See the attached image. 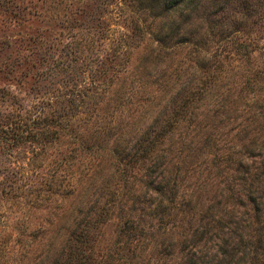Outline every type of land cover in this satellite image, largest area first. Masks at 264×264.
<instances>
[{
    "label": "rangeland",
    "instance_id": "1",
    "mask_svg": "<svg viewBox=\"0 0 264 264\" xmlns=\"http://www.w3.org/2000/svg\"><path fill=\"white\" fill-rule=\"evenodd\" d=\"M207 8L201 0L192 21L159 43L132 28L140 18L130 0H0V264H70L63 256L71 241L90 254L88 264H182L188 256L212 264L220 244L246 264L259 241L264 264V236L251 220L234 232L202 225L234 191L237 159L253 171L264 157V123L243 122L258 102L243 106L250 92L236 91L244 73L237 60L203 87L207 71L184 39ZM250 14L236 34L253 40L258 68L264 8ZM213 16L223 35L239 18ZM222 86H230L228 102ZM190 93L193 105L173 117L170 106ZM153 118L169 129L155 148L166 149L161 179L174 181L181 219L159 217V195L146 185L160 181L155 148L138 153ZM243 200L230 212H250ZM85 220V240L74 242ZM194 229L199 235L189 237Z\"/></svg>",
    "mask_w": 264,
    "mask_h": 264
},
{
    "label": "trees",
    "instance_id": "2",
    "mask_svg": "<svg viewBox=\"0 0 264 264\" xmlns=\"http://www.w3.org/2000/svg\"><path fill=\"white\" fill-rule=\"evenodd\" d=\"M201 0H130V4L133 6L134 11L137 13V17L139 16L140 20L132 21V28L138 32L148 31L156 36V40L159 43H164L167 40L171 41L172 36H176V29L180 28L179 26H183L186 23H189L191 16L194 14L198 4ZM233 0H208V8L205 11L197 14L199 18L194 19L195 22L192 24L190 29L185 35L184 39L190 41L192 43V49L197 53L195 58L201 60V67H203V71H207V78L203 81L202 86L204 84L209 85L208 80L212 78V81L220 77L223 74L225 65L229 64L232 60H237V65L241 66L242 73L241 81L238 84L237 92H250L249 102H244V105L250 106L255 105L256 102V112L254 111L251 114L245 115L243 117V122H251V120H257L261 126L264 123V66L253 67V61L251 60V52L252 49L255 48L254 44H252L253 40L251 39H243L238 36L236 33L242 29V25L244 24V20H246L251 15V11L258 12V16L263 13L264 8V0H239L238 7L236 5L231 4ZM225 11L226 13L222 12ZM238 12L239 18H232L233 28L229 30L230 35H223V28L220 27V17H228L229 14H234ZM223 13V14H222ZM222 14V15H221ZM150 16V20L146 21V17ZM231 16V15H230ZM205 22L206 30L199 34L198 33V23ZM153 23V24H152ZM244 26V25H243ZM223 29V30H222ZM236 31V32H235ZM177 32L178 29H177ZM216 36V37H215ZM220 36V37H219ZM184 39H177L182 41ZM193 40V41H192ZM229 43V44H228ZM261 47H264L261 45ZM232 52V55L229 52ZM236 65V66H237ZM236 87V85H234ZM224 91V95L222 96L225 102L230 101L231 98V90L230 86H222ZM207 88V87H206ZM202 89V88H201ZM257 92H261L262 95L256 94ZM203 90V89H202ZM199 91V90H197ZM192 92V91H191ZM191 94V95H190ZM188 95L180 96V101L176 102L174 105L170 106L169 113L176 117L177 114H180L182 110L188 105H193L194 97L193 94L190 93ZM255 94V98H253ZM241 95V93H238ZM259 95V96H258ZM155 122V125L150 127L145 131V135L140 141L139 144V155L145 157L150 155L157 145H155V140L157 138L162 137L165 134L166 124L158 123L157 118L152 119ZM247 124V123H245ZM244 132V131H243ZM246 134V132H244ZM264 141V138L261 140ZM157 152L154 156L158 158L154 161V166L159 167L158 176L160 181H155L152 183V179H148L149 181L146 183L150 187L153 192H156L158 197V203L155 206L158 209L159 217L162 215H167L168 212H172L173 215L176 216L177 219H181L182 208L176 204V194L177 187L173 183L172 180L171 185H168L167 181L170 180V177L162 180L161 178L162 170L164 169V158L166 157V149L155 148ZM118 154L121 153V150L116 151ZM130 157H128L129 159ZM229 160V159H226ZM156 161V162H155ZM245 165H242V164ZM246 162H243L241 159H237L236 166L234 167L236 170H241L242 173L237 175V180H235L236 187L233 192L227 191L223 195V204L219 207L218 212L219 215L214 216L212 210L211 213L208 214V217L203 222L205 223H214L221 230L227 229L226 232H234L236 228H241L242 225H246L248 219L251 220V228L257 230V233L264 236V157L263 161L259 160L258 164L255 165V169L251 171L249 169V165H246ZM146 169V168H145ZM258 169V170H257ZM257 170V171H256ZM149 174L153 170H148ZM147 176V169L145 170ZM171 181V180H170ZM227 189H231V187H227ZM243 194V197L248 201L250 205V212L246 210H242V214L238 216L234 215L233 212H230L232 208L229 205H235L236 203L244 205L245 201L243 197L239 194ZM216 201V200H215ZM178 202H183L184 204H188V201L183 200L181 197ZM226 202H228L226 204ZM212 203V202H211ZM213 204V203H212ZM227 207L228 209H225ZM207 209H211L210 205L206 206ZM246 214V216L243 215ZM226 214V221L223 220V215ZM225 222V223H224ZM182 224V223H181ZM181 224H179L181 226ZM89 223L85 220L80 225V229H78L74 236H72L74 242L78 240L79 243H82L86 237V230ZM201 231V230H200ZM199 231L194 229L190 231V236L199 235ZM236 242V241H234ZM245 243L242 244V248H244ZM259 247V241L256 245V248L252 247V254L249 256V262L246 264H262L263 260H261V256L256 255V249ZM80 246L72 244V241L67 245L65 254L63 256L64 263H72V264H88L90 262V254L84 251H80ZM234 246L227 245H218V254L219 256L212 262V264H245L243 261V255H238L234 259ZM88 250V248H87ZM243 251V250H242ZM245 251V250H244ZM255 252V253H254ZM197 257L188 256L182 264H209L208 259L200 257V259H196ZM264 258V257H263ZM201 261V262H200ZM260 261V262H259Z\"/></svg>",
    "mask_w": 264,
    "mask_h": 264
}]
</instances>
